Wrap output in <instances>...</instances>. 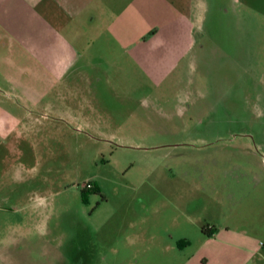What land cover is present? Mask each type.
Returning <instances> with one entry per match:
<instances>
[{
	"label": "rangeland",
	"instance_id": "374dc122",
	"mask_svg": "<svg viewBox=\"0 0 264 264\" xmlns=\"http://www.w3.org/2000/svg\"><path fill=\"white\" fill-rule=\"evenodd\" d=\"M106 1L145 40L0 137V264H264V0Z\"/></svg>",
	"mask_w": 264,
	"mask_h": 264
},
{
	"label": "crops",
	"instance_id": "0c3cea01",
	"mask_svg": "<svg viewBox=\"0 0 264 264\" xmlns=\"http://www.w3.org/2000/svg\"><path fill=\"white\" fill-rule=\"evenodd\" d=\"M138 2L117 9L106 0H0V137L62 78L104 76V45H141Z\"/></svg>",
	"mask_w": 264,
	"mask_h": 264
},
{
	"label": "built area",
	"instance_id": "2783aa9c",
	"mask_svg": "<svg viewBox=\"0 0 264 264\" xmlns=\"http://www.w3.org/2000/svg\"><path fill=\"white\" fill-rule=\"evenodd\" d=\"M90 189H92V187L89 186Z\"/></svg>",
	"mask_w": 264,
	"mask_h": 264
},
{
	"label": "trees",
	"instance_id": "16d2710c",
	"mask_svg": "<svg viewBox=\"0 0 264 264\" xmlns=\"http://www.w3.org/2000/svg\"><path fill=\"white\" fill-rule=\"evenodd\" d=\"M203 232H205V229H203Z\"/></svg>",
	"mask_w": 264,
	"mask_h": 264
}]
</instances>
